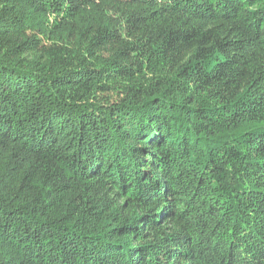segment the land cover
I'll list each match as a JSON object with an SVG mask.
<instances>
[{"label":"trees","instance_id":"trees-1","mask_svg":"<svg viewBox=\"0 0 264 264\" xmlns=\"http://www.w3.org/2000/svg\"><path fill=\"white\" fill-rule=\"evenodd\" d=\"M0 264H264V0H0Z\"/></svg>","mask_w":264,"mask_h":264}]
</instances>
